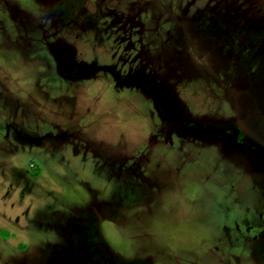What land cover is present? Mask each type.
Returning a JSON list of instances; mask_svg holds the SVG:
<instances>
[{"label": "rangeland", "instance_id": "1", "mask_svg": "<svg viewBox=\"0 0 264 264\" xmlns=\"http://www.w3.org/2000/svg\"><path fill=\"white\" fill-rule=\"evenodd\" d=\"M0 264H264V0H0Z\"/></svg>", "mask_w": 264, "mask_h": 264}, {"label": "trees", "instance_id": "2", "mask_svg": "<svg viewBox=\"0 0 264 264\" xmlns=\"http://www.w3.org/2000/svg\"><path fill=\"white\" fill-rule=\"evenodd\" d=\"M37 172H35V174H36Z\"/></svg>", "mask_w": 264, "mask_h": 264}]
</instances>
